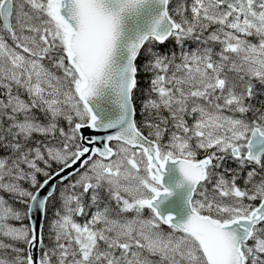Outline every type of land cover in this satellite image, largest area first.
<instances>
[{"label": "snow or ice", "instance_id": "6c2138e0", "mask_svg": "<svg viewBox=\"0 0 264 264\" xmlns=\"http://www.w3.org/2000/svg\"><path fill=\"white\" fill-rule=\"evenodd\" d=\"M258 85L264 0H0V264H264ZM168 162L185 222L158 210Z\"/></svg>", "mask_w": 264, "mask_h": 264}, {"label": "water", "instance_id": "95a60500", "mask_svg": "<svg viewBox=\"0 0 264 264\" xmlns=\"http://www.w3.org/2000/svg\"><path fill=\"white\" fill-rule=\"evenodd\" d=\"M92 134V131L87 129L83 133L86 137ZM261 148H264V145H256L253 151H259ZM78 166L79 165L77 164L71 169H65L59 176H56L54 173L49 180V186H46L45 189L41 191V195H46L47 191L51 190L50 186L61 185L62 178L67 176L70 172L75 171ZM162 185L171 192V195L166 198L164 196L159 198V212L161 215H172L177 221L185 222L191 211L187 206L188 186L186 182H184L182 174L176 164L172 162L166 164L165 169L162 172ZM44 220L45 213L37 212L35 210L33 211L32 221L36 225L37 234H39L41 226L43 227ZM37 250L38 245L34 248V253L36 255Z\"/></svg>", "mask_w": 264, "mask_h": 264}, {"label": "trees", "instance_id": "16d2710c", "mask_svg": "<svg viewBox=\"0 0 264 264\" xmlns=\"http://www.w3.org/2000/svg\"><path fill=\"white\" fill-rule=\"evenodd\" d=\"M174 48H175L174 43H167L164 46H160L159 50L161 52L166 50L169 53H171V51ZM176 50H177V54H178V49H176ZM143 59L144 58L141 57V61H143ZM150 79H151V72H145L143 70V68H141V70L138 72V75H137V87L134 90V96H133L134 106L136 108V119H137V121L140 120L139 119L140 117H138L139 109L142 107V103L145 100V98L148 96L149 91H150V87H151ZM262 98H264V92L261 91V90H258L256 99L258 101H261ZM56 168H57V166L55 164H53V170H55ZM54 172L55 171H53V173ZM39 179L42 181L44 178L43 177H39ZM0 194L4 195L5 193H0ZM52 211H53V213L55 211V202L49 204L48 211H47V213H45V222H44V225H43V232H44V238H45V242L46 243L48 242L47 241V237H48L47 220L50 219L49 212H52Z\"/></svg>", "mask_w": 264, "mask_h": 264}, {"label": "rangeland", "instance_id": "374dc122", "mask_svg": "<svg viewBox=\"0 0 264 264\" xmlns=\"http://www.w3.org/2000/svg\"><path fill=\"white\" fill-rule=\"evenodd\" d=\"M260 86L258 85L257 86V88H259ZM256 91H257V89H256ZM140 113H141V108L139 109V112H138V117H140L139 119L141 120L142 119V117L140 116ZM226 161H231V160H226ZM232 162V161H231ZM59 190H60V188H59ZM58 190V191H59ZM6 194V193H5ZM4 194V196H5V198L7 199L8 197H7V194L5 195ZM1 195V194H0ZM49 214H50V219L49 220H47V230H48V228H49V225H50V222L52 221V220H54L55 219V216H54V213H53V211L52 212H49ZM39 254H40V249H39V247H38V250H37V256H39Z\"/></svg>", "mask_w": 264, "mask_h": 264}, {"label": "flooded vegetation", "instance_id": "af4514ba", "mask_svg": "<svg viewBox=\"0 0 264 264\" xmlns=\"http://www.w3.org/2000/svg\"><path fill=\"white\" fill-rule=\"evenodd\" d=\"M162 53H164V52L162 51ZM151 77H152V73H151ZM261 90L264 92V88L261 87ZM262 100H264V98H262L261 101H262ZM253 103H254V105H255L257 108H260V107H261L260 101H258L257 99H255V100L253 101ZM249 118H251V114H249ZM224 164L227 165V166H229V164L233 165V163L228 162V161H224ZM146 214H147V213H146Z\"/></svg>", "mask_w": 264, "mask_h": 264}]
</instances>
